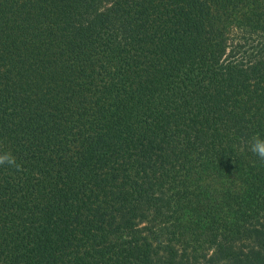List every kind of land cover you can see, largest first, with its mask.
Segmentation results:
<instances>
[{"label":"trees","instance_id":"obj_1","mask_svg":"<svg viewBox=\"0 0 264 264\" xmlns=\"http://www.w3.org/2000/svg\"><path fill=\"white\" fill-rule=\"evenodd\" d=\"M0 264H264V0H0Z\"/></svg>","mask_w":264,"mask_h":264},{"label":"rangeland","instance_id":"obj_2","mask_svg":"<svg viewBox=\"0 0 264 264\" xmlns=\"http://www.w3.org/2000/svg\"><path fill=\"white\" fill-rule=\"evenodd\" d=\"M239 46H244V45H243V43H239V35L237 34V32L233 31V33L231 34V36L228 39L227 49H228V52H230L231 48H234L235 53H234V57H232L231 52L229 54L227 52L226 53V57L228 56L227 59L234 60V61H236V60H243L244 61V57H245L244 52L247 50V47L244 46V48L240 49ZM147 226L154 227V225L150 224L148 221H143V222L139 223L140 228H145ZM198 252H200L199 249H198ZM207 253L210 254L211 252L207 251Z\"/></svg>","mask_w":264,"mask_h":264}]
</instances>
